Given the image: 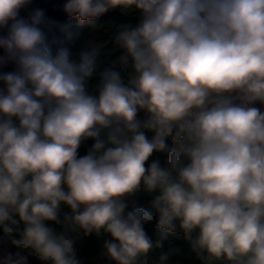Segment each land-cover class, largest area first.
I'll return each instance as SVG.
<instances>
[{"label": "clouds", "instance_id": "1", "mask_svg": "<svg viewBox=\"0 0 264 264\" xmlns=\"http://www.w3.org/2000/svg\"><path fill=\"white\" fill-rule=\"evenodd\" d=\"M62 11L78 24L0 0V264H85L93 236L113 264H264V0ZM110 11L137 22L105 52Z\"/></svg>", "mask_w": 264, "mask_h": 264}, {"label": "trees", "instance_id": "2", "mask_svg": "<svg viewBox=\"0 0 264 264\" xmlns=\"http://www.w3.org/2000/svg\"><path fill=\"white\" fill-rule=\"evenodd\" d=\"M123 16L122 20H116V19H110L105 22H98L94 21L91 23H94L96 25L95 28L91 30V33L94 37L101 39L107 44V48L104 50L105 52H108L111 50L113 45L111 44L109 40V34L115 29L116 25L122 24V23H135L137 22V19L134 15L131 16ZM78 22L74 24H70L72 26H76ZM120 53L115 52L111 55L107 56L105 58L103 55L101 56V59L104 61V63H110L113 60H115V57L118 56ZM117 70L121 71L122 74H126L128 69L123 65H118ZM92 141L86 142L84 145L81 146L80 154L84 155L87 152V148L91 146ZM163 161V159H162ZM147 197L145 196H138L135 199V203L133 207L140 206L145 207L148 209L147 204L143 201L146 200ZM153 215V222L149 225H146V231L149 233L150 236H154L157 232V229L155 227V212L154 210H150ZM67 211V209H65ZM103 239L104 237H95L84 240L81 245L79 246V255L84 259L85 264H113V262H110L107 257L104 255L103 251ZM171 241L178 247L187 248V242L185 241L183 234L178 233L170 237ZM183 259V258H181ZM183 264H189V262L184 259Z\"/></svg>", "mask_w": 264, "mask_h": 264}, {"label": "water", "instance_id": "3", "mask_svg": "<svg viewBox=\"0 0 264 264\" xmlns=\"http://www.w3.org/2000/svg\"><path fill=\"white\" fill-rule=\"evenodd\" d=\"M65 0H33V6L44 8L46 14L50 17L67 24H74L78 22L75 17H67L62 11V5ZM25 13H22V15ZM123 16L118 11H110L106 15L100 17L98 22H105L110 19L122 20ZM8 251H15L10 243L6 242L3 238V233H0V256H3ZM25 255H28L25 253ZM29 264H40V262L33 256L29 255Z\"/></svg>", "mask_w": 264, "mask_h": 264}, {"label": "rangeland", "instance_id": "4", "mask_svg": "<svg viewBox=\"0 0 264 264\" xmlns=\"http://www.w3.org/2000/svg\"><path fill=\"white\" fill-rule=\"evenodd\" d=\"M159 158H160L161 160L164 159V157H163L162 155H160ZM148 201H149V198L147 197L146 200L143 201V203L145 202V203L147 204L148 209L152 210V209L149 207V203H148ZM140 206H142V205H140Z\"/></svg>", "mask_w": 264, "mask_h": 264}]
</instances>
